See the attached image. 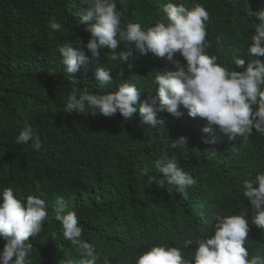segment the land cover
<instances>
[{"label": "trees", "instance_id": "trees-1", "mask_svg": "<svg viewBox=\"0 0 264 264\" xmlns=\"http://www.w3.org/2000/svg\"><path fill=\"white\" fill-rule=\"evenodd\" d=\"M116 2L122 24L139 23L145 31L162 19L169 2L189 9L202 4L209 12V56L236 71L251 60L264 62V57L247 51L258 22L252 13L264 10V0ZM81 7V0H0V190L12 188L18 198L33 195L46 202L43 229L30 237L32 264H64V259L79 264L78 253L55 219L61 197L62 214L76 212L82 239L101 257L97 264L105 256L111 264H136L155 245L174 246L191 257L195 240L214 234L218 215L242 212L248 213L249 259L257 252L264 256V229L251 223V206L242 192L246 180L264 173V136L255 130L248 138L233 139L218 129L205 133V121L190 117L183 107L179 118L158 114L164 121L159 128L141 125L139 116L125 121L119 113L106 117L93 116L91 110L87 116L63 112L73 91L107 94L126 80L137 83L141 99L155 96V70H175L176 62L185 63L179 53L170 61L137 51L134 59L120 64L105 48L99 63L111 69L113 84L101 87L91 62L72 74L73 82L57 48L62 42L87 43L90 33L78 24ZM53 18L63 25L62 31L50 29ZM236 56L245 60L244 68L233 65ZM25 122L40 136L39 150L31 142L15 143ZM180 137L186 138V145L170 148ZM165 154L196 180L186 190L187 198L166 181L163 187L148 184V175L164 179L154 162ZM145 170L148 175H142ZM188 240L193 243L186 245ZM5 243L0 238V250Z\"/></svg>", "mask_w": 264, "mask_h": 264}, {"label": "clouds", "instance_id": "clouds-1", "mask_svg": "<svg viewBox=\"0 0 264 264\" xmlns=\"http://www.w3.org/2000/svg\"><path fill=\"white\" fill-rule=\"evenodd\" d=\"M81 4L78 24L90 33L87 43L81 40L78 45L62 42L57 48L64 71L73 78V82L76 79L72 74L91 62L95 65L96 82L101 87L113 84L111 69L99 63L105 48L109 50V58L120 64L134 59L137 51L141 55L151 53L170 61L179 53L185 63L176 62L175 70H155V96L148 95L141 99L142 92L137 83L126 80L118 85L117 91L107 94H96L87 89L79 94L73 91L67 97L64 113L75 112L87 116L91 110L93 116L102 114L106 117L119 113L125 121L139 116L141 125L159 128L164 121L158 114L166 112L179 118L182 115L180 108L183 107L190 117L205 121L202 129L205 133L218 129L233 139L237 136L248 138L255 130L264 136V62L251 60L243 71H236L233 67L218 63L217 56H209L206 53L210 47L206 40L209 12L202 4L196 3L189 9L183 4L169 2L162 9V19L146 31L139 23L122 24L123 12L118 10L116 0H81ZM253 16L258 22L247 51L264 57V10L252 13ZM49 27L54 31L63 30V25L54 18L49 22ZM122 44L134 45V48L120 47L118 50ZM233 65L244 68L245 60L236 56ZM29 142L35 150L42 147L41 138L32 124L25 122L15 143ZM186 143V138L180 137L172 141L170 148L175 149ZM154 163L164 179L157 181L145 170L142 175H148V184L155 182L163 187L166 181L187 198L186 190L196 184L193 176L167 154ZM242 192L251 206V223L264 229V173L246 180ZM57 203L60 210L55 219L62 226L64 239L78 253L79 264H97L101 257L93 244L82 239V227L79 226L76 212L62 214L63 198ZM47 215L46 202L42 198L33 195L26 199L18 198L12 188L0 190V238L6 242L0 250V264H32L30 254L33 243L30 237L41 233ZM247 216V212L218 215L212 228L214 234L196 239L191 257L180 248L155 245L142 253L136 264H264V256L259 252L249 259V251L245 247L249 232ZM185 243L191 245L193 241ZM64 264L75 262L64 259ZM102 264H111L109 257H103Z\"/></svg>", "mask_w": 264, "mask_h": 264}]
</instances>
